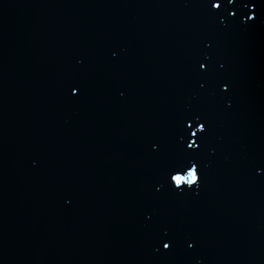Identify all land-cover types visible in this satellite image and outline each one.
<instances>
[{
	"label": "water",
	"instance_id": "95a60500",
	"mask_svg": "<svg viewBox=\"0 0 264 264\" xmlns=\"http://www.w3.org/2000/svg\"><path fill=\"white\" fill-rule=\"evenodd\" d=\"M0 102L73 264H264V0H0Z\"/></svg>",
	"mask_w": 264,
	"mask_h": 264
},
{
	"label": "snow or ice",
	"instance_id": "6c2138e0",
	"mask_svg": "<svg viewBox=\"0 0 264 264\" xmlns=\"http://www.w3.org/2000/svg\"><path fill=\"white\" fill-rule=\"evenodd\" d=\"M214 7H216V8H220L221 7V5L219 4V3H216L215 5H214ZM250 19H255V17H250ZM201 67L202 68H204V67H206L205 65H201ZM227 90V87H225V91ZM205 130V127H204V125L202 124L201 125V127H200V131L202 132V131H204ZM195 135V134H194ZM198 147V144L195 142V141H193L192 143H190V144H188V148L189 149H196ZM197 174H198V171H197ZM170 247V245H165V248H169Z\"/></svg>",
	"mask_w": 264,
	"mask_h": 264
}]
</instances>
